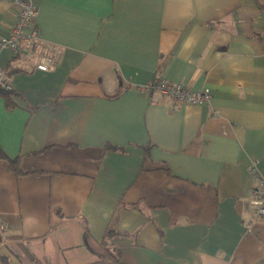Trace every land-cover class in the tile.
<instances>
[{"label": "crops", "instance_id": "obj_1", "mask_svg": "<svg viewBox=\"0 0 264 264\" xmlns=\"http://www.w3.org/2000/svg\"><path fill=\"white\" fill-rule=\"evenodd\" d=\"M33 2L37 46L0 48V264H264V0ZM16 18L0 0V37Z\"/></svg>", "mask_w": 264, "mask_h": 264}, {"label": "built area", "instance_id": "obj_2", "mask_svg": "<svg viewBox=\"0 0 264 264\" xmlns=\"http://www.w3.org/2000/svg\"><path fill=\"white\" fill-rule=\"evenodd\" d=\"M15 8L17 18L8 34L0 37V48H8L14 53L23 49H34L38 44L39 30L32 22L36 15L37 6L33 0H8ZM54 64V55L45 54L36 63L40 70H50ZM0 83L7 88H12L6 74L0 71ZM136 89L146 94L159 92L165 96L188 104H205L209 101L211 91L204 87L199 90H191L179 82H170L156 77L151 81L137 84ZM251 184L249 205L259 218L264 219V178L255 166L250 168ZM5 222L0 218V232L5 229Z\"/></svg>", "mask_w": 264, "mask_h": 264}, {"label": "trees", "instance_id": "obj_3", "mask_svg": "<svg viewBox=\"0 0 264 264\" xmlns=\"http://www.w3.org/2000/svg\"><path fill=\"white\" fill-rule=\"evenodd\" d=\"M3 72H5L7 74V72L4 70ZM12 88H7L4 85H2L0 83V97L3 99V104L5 106L6 109L8 110H12L15 107V102L12 99ZM0 158H4L6 160H8L10 167L16 171L17 173H21L22 170L19 167V155L14 156V157H9L1 148L0 146ZM110 233H112L111 229H107L106 231V235H109Z\"/></svg>", "mask_w": 264, "mask_h": 264}]
</instances>
